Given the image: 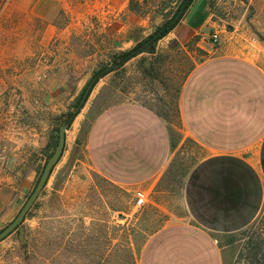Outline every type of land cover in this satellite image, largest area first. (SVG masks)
I'll use <instances>...</instances> for the list:
<instances>
[{"label": "crops", "instance_id": "crops-1", "mask_svg": "<svg viewBox=\"0 0 264 264\" xmlns=\"http://www.w3.org/2000/svg\"><path fill=\"white\" fill-rule=\"evenodd\" d=\"M131 2L21 0V7L25 21L48 24L40 34L46 45L72 30L69 24H89L94 41L103 24L117 37L116 49L125 50L146 38L164 18L155 12L138 14ZM212 17L211 0H193L163 37L184 45L197 36L193 43L205 51L185 78L178 101L182 121L178 144L193 142L200 154L184 180L188 221L160 230L149 244L155 252L146 255L144 264H223L217 235L247 228L264 208V59H255L235 34L224 35ZM214 31L221 37L217 47L208 41ZM8 67L0 66V94L10 85ZM71 79L49 82L48 91L35 100L32 110L36 112L15 129L21 127V132L8 129L10 118L6 128L0 126V155L7 161L0 172L3 226L16 217L38 181L47 152L53 150L67 97L72 101L87 85V78ZM45 82L40 79L38 87ZM125 83L104 76L93 87L66 131L64 151L45 188L24 219L26 237L49 220L46 199L53 192L47 189H55L65 174L74 183L91 170L128 191H152L153 197L163 193L156 188L175 152L170 124L127 91Z\"/></svg>", "mask_w": 264, "mask_h": 264}, {"label": "rangeland", "instance_id": "rangeland-1", "mask_svg": "<svg viewBox=\"0 0 264 264\" xmlns=\"http://www.w3.org/2000/svg\"><path fill=\"white\" fill-rule=\"evenodd\" d=\"M12 1L8 4V0H0V66H9L10 81L0 94V126L6 128L10 118L12 126L8 129L14 131L30 112H36L32 110L35 100L40 92L48 91L51 80L69 82L78 77L87 78L88 83L96 70L109 66L115 56L133 47L116 49L117 37L103 24L98 26L101 31L92 41L86 23L69 24L72 30L63 31V37L46 45L40 34L48 24L25 21L21 0ZM180 1H139L141 15L153 12L164 15L149 35L170 18ZM211 8L217 29L226 36L235 34L236 40L244 42L255 59H264V0H211ZM197 39L196 36L193 40ZM192 43L183 45L163 38L157 41L155 52H142L105 75L126 81L127 91L135 93L170 124L175 152L164 180L156 188L163 193L153 197L152 191L143 190L148 195L147 202L137 207L138 190L128 191L91 170L77 176L74 183L65 174L55 189H47L53 192L46 199L49 220L42 228L30 230L26 243L19 239L18 231L1 240L0 264H144L146 255L155 252L149 244L153 238L157 239L160 230L188 221L184 180L200 153L193 142L178 144L182 127L178 101L185 78L200 55H205L204 50ZM184 46L196 52H188ZM40 79L47 84L38 87ZM78 96L72 101L67 97L60 125L73 110ZM19 129L15 131L21 132ZM2 162L0 172L6 169L7 161ZM5 226L0 223V230ZM217 237L223 264H264V208L247 228ZM256 251L259 256H255Z\"/></svg>", "mask_w": 264, "mask_h": 264}, {"label": "water", "instance_id": "water-1", "mask_svg": "<svg viewBox=\"0 0 264 264\" xmlns=\"http://www.w3.org/2000/svg\"><path fill=\"white\" fill-rule=\"evenodd\" d=\"M188 0H184L180 10L178 11V13L176 14V16L174 17V20L180 18V16L182 15L186 3ZM168 24H166L164 27H166ZM158 30L155 34H153V36L151 38H149L144 44L143 46L147 45L148 43L154 41L161 33L162 29ZM137 51V50H135ZM134 51V52H135ZM96 78L92 79V81L90 82V84L87 86L83 98H82V102L83 103L86 98L88 97L90 90L93 86V84L95 83ZM80 107H78L76 109V111H78ZM71 126V120H67L66 122H64L62 125H60L56 130H55V138L57 139V144L55 146V149L53 151V153L49 156V158L47 159L45 166L42 170V173L39 176V179L33 189V191L31 192L30 196L28 197V199L26 200L25 204L23 205V207L20 209V211L18 212V214L16 215V217L9 223L7 224L4 228H2L0 230V241L3 240L4 238H6L9 234H11L14 231H18V237L19 239L23 242L26 243L27 239L25 237V227L23 225L24 219L27 216L29 210L32 208V206L34 205L35 201L37 200L38 196L41 194V192L43 191V189L45 188L50 175L54 169V167L56 166V164L58 163L63 151H64V147H65V142H66V131L70 128Z\"/></svg>", "mask_w": 264, "mask_h": 264}, {"label": "trees", "instance_id": "trees-1", "mask_svg": "<svg viewBox=\"0 0 264 264\" xmlns=\"http://www.w3.org/2000/svg\"><path fill=\"white\" fill-rule=\"evenodd\" d=\"M193 0H188L187 3H186V6H185V9L182 13V15L180 16V18L172 21L174 19V17L176 16V14L178 13V11L180 10L184 0H181L179 2V6L177 7L176 11L170 16V18L167 19V21L165 23H163L162 25L158 26L156 28V30L151 33L149 36H147L146 38H144L142 41L138 42L132 49L130 50H127V51H122L119 55L115 56L112 63L109 65V66H102L101 68H99L98 70H96L94 73H93V76L92 78L89 80V82L87 83V85L83 88L81 94L78 96L77 98V101L74 103L73 105V110L69 111L66 116V121L67 120H72L76 117V115L80 112L81 108L83 107V105L85 104L86 100L82 102V98H83V95H84V92L87 88V86L90 84V82L92 81V79L96 78V81L95 83L93 84L90 92L92 91L93 87L95 86V84L98 82V80L102 77H104L106 74H108L109 72L111 71H114L116 70L117 68L121 67L122 65H124L127 61H129L131 58H133L134 56L142 53V52H155V45L157 43L158 40H160L161 38H163L165 35H167L177 24L178 22L180 21V19L182 18V16L184 15V13L187 11L189 5L192 3ZM130 7L133 11H136L140 14V4H139V0H132L131 4H130ZM142 12V11H141ZM166 24H168L166 27L163 28V26H165ZM161 28L162 31L160 33V35L152 42L148 43L147 45L143 46V44L153 36V34H155L158 30H160ZM137 50V51H135ZM135 51V52H134ZM90 94V93H89ZM89 96V95H88ZM80 107L78 109V111H76V109ZM180 113V111H179ZM160 114V113H158ZM161 115V114H160ZM166 119V118H165ZM167 120V119H166ZM179 120L182 124V121H181V117L179 116ZM65 121V122H66ZM60 125V124H59ZM57 144V139H55L54 141V144H53V150H51L50 152H47V158H46V161L47 159L49 158V156L53 153L54 149H55V146ZM175 145V143H174ZM46 163V162H45ZM45 166V164H44ZM44 166L41 168L40 170V174L42 173V170L44 168ZM39 179V178H38ZM10 235V234H9ZM24 245V244H23ZM252 248H250V251H251ZM255 250H257V247L254 248ZM260 253L258 251L255 252V256H259ZM262 259V258H261Z\"/></svg>", "mask_w": 264, "mask_h": 264}, {"label": "built area", "instance_id": "built-area-1", "mask_svg": "<svg viewBox=\"0 0 264 264\" xmlns=\"http://www.w3.org/2000/svg\"><path fill=\"white\" fill-rule=\"evenodd\" d=\"M208 41L213 47H217L221 44V37L218 31H214L209 34ZM2 161H6L5 157L0 155V168L2 167ZM2 162V163H1ZM147 193L143 190H138L136 193V206L142 207L147 202Z\"/></svg>", "mask_w": 264, "mask_h": 264}]
</instances>
